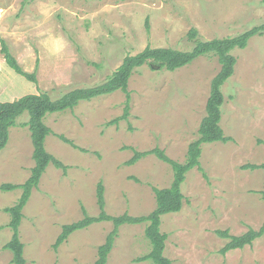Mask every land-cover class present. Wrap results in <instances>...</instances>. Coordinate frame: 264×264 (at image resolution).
<instances>
[{"label": "rangeland", "instance_id": "rangeland-1", "mask_svg": "<svg viewBox=\"0 0 264 264\" xmlns=\"http://www.w3.org/2000/svg\"><path fill=\"white\" fill-rule=\"evenodd\" d=\"M148 21V27L145 25ZM264 23V0H0V101L47 93L53 100L78 87L106 80L127 54L147 45L190 50L187 33L197 29L206 40L231 37ZM1 40L36 83L5 61ZM233 74L224 83L220 125L228 142L201 145L199 167L185 174L179 212L161 216L167 234L164 254L172 264H264V234L250 245L221 254L228 239L216 230L240 235L264 221L261 169H242L264 162V31L246 47L234 49ZM217 57L206 54L173 71L144 64L133 70L126 94L116 90L73 109L47 113L51 129L45 149L66 168L50 163L22 209L18 227L25 264H92L113 222H93L72 232L56 249L64 224L100 212L96 191L104 187V209L111 216L147 215L155 205L153 187H168L171 166L148 154L132 165L134 150L154 147L184 162L190 142L198 137L210 82L218 72ZM28 113L9 128L0 150V186L23 183L34 165ZM69 139L74 145L64 141ZM21 189H0V264H13L4 245L10 240L9 213ZM146 223L118 228L106 264H152L137 261L150 250Z\"/></svg>", "mask_w": 264, "mask_h": 264}, {"label": "trees", "instance_id": "trees-1", "mask_svg": "<svg viewBox=\"0 0 264 264\" xmlns=\"http://www.w3.org/2000/svg\"><path fill=\"white\" fill-rule=\"evenodd\" d=\"M145 25L148 27L147 20ZM263 31L264 23L231 37L206 40L198 37L197 29L191 28L187 33V38L192 43L190 50L183 51L170 47H151L147 45L136 54H127L121 64L107 76L106 80L99 84L90 87L74 88L65 92L55 100L47 93H38L25 94L12 101H0V150L4 148L8 141L9 128L17 124V118L24 112L28 113V120L23 124L29 128L33 145L32 157L34 165L31 167L29 177L20 184L3 183L0 186L2 191H9L16 188L21 189V194L17 201L13 205L4 208V211L10 215L8 226L12 230L11 238L4 247L11 251L13 264H25L23 257L24 244L19 238L18 227L22 219V209L32 189L38 186L41 175L50 163L63 170L66 168L62 162L45 149V137L51 133V129L43 122L44 116L47 113L73 109L81 100H90L100 95L121 90L126 94L123 113L107 122V124H116L119 120L126 119L129 115L130 94L127 90V84L134 69L147 64L154 70L166 69L173 71L191 63L199 56L212 54L217 57L220 68L211 79L210 91L205 104L206 113L199 124L198 137L188 145L185 161L178 162L173 160L166 155L163 149L158 147L145 151L134 150L133 155L126 161L127 165H132L142 157L153 154L171 166L173 180L170 185L164 188L153 187L156 202L154 209L147 215L132 216L128 213H123L121 215L111 216L104 209V187L100 182L97 185L96 191L97 204L100 209L99 214L97 216H90L84 212L83 218L72 223L64 224L53 244L56 249L72 232L85 228L93 222L111 220L113 222V228L107 234L105 242L97 248V258L92 263L106 264L107 255L118 234L119 226L122 224L146 223L144 234L149 241L150 250L145 255L137 258V261L148 260L152 264H172V260L164 254L167 234L160 229L161 216L166 213L179 212L181 210L184 198L181 192V185L185 179V174L190 169L196 166L199 167L201 145L215 141L225 143L231 140V137L224 134L220 120L221 106L224 101L222 87L233 74L236 64V57L232 54V51L237 48L242 49L246 47L252 36L261 34ZM1 52L9 67L31 82H37L34 72H25L20 68L19 63L10 53L3 40H1ZM59 137L74 145L66 137L62 135H59ZM241 168L248 170L261 169L264 183V162L261 164L246 163L241 165ZM261 194L264 198V189L261 191ZM215 232L219 237L228 239L220 249V253L224 255L228 251L250 245L256 238L261 237L264 234V221L258 229L249 228L240 235L231 234L228 229H219Z\"/></svg>", "mask_w": 264, "mask_h": 264}]
</instances>
